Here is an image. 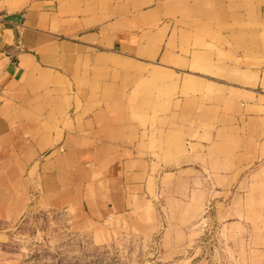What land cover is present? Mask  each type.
Returning <instances> with one entry per match:
<instances>
[{"label": "crops", "instance_id": "crops-1", "mask_svg": "<svg viewBox=\"0 0 264 264\" xmlns=\"http://www.w3.org/2000/svg\"><path fill=\"white\" fill-rule=\"evenodd\" d=\"M260 189L264 0H0V236L64 209L170 260Z\"/></svg>", "mask_w": 264, "mask_h": 264}, {"label": "rangeland", "instance_id": "rangeland-1", "mask_svg": "<svg viewBox=\"0 0 264 264\" xmlns=\"http://www.w3.org/2000/svg\"><path fill=\"white\" fill-rule=\"evenodd\" d=\"M253 193L247 215L235 214L228 227L209 207L202 238L170 260L160 245L163 227L146 235L128 227L115 231L108 222L100 230L64 209L30 210L4 227L0 264H264V189Z\"/></svg>", "mask_w": 264, "mask_h": 264}]
</instances>
